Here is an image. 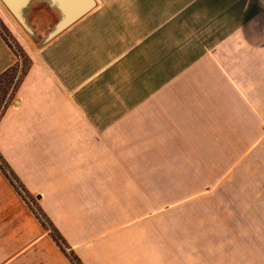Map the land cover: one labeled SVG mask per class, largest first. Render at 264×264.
Masks as SVG:
<instances>
[{"label": "crops", "instance_id": "0c3cea01", "mask_svg": "<svg viewBox=\"0 0 264 264\" xmlns=\"http://www.w3.org/2000/svg\"><path fill=\"white\" fill-rule=\"evenodd\" d=\"M96 2L52 38L0 114V264H120L119 217L133 209L117 176L103 175V151L123 137L133 145L155 113L179 114L193 145H204L193 151L226 168L223 176L236 169L245 181L253 170L264 185L261 11L244 0ZM44 3L52 8L50 0L27 8ZM199 32L205 46L193 57L204 62L193 58V96L167 111L160 56L167 41L181 55L178 41ZM16 63L0 34V77Z\"/></svg>", "mask_w": 264, "mask_h": 264}, {"label": "rangeland", "instance_id": "374dc122", "mask_svg": "<svg viewBox=\"0 0 264 264\" xmlns=\"http://www.w3.org/2000/svg\"><path fill=\"white\" fill-rule=\"evenodd\" d=\"M30 1L12 9L0 0V34L17 57L16 65L0 77V114L13 101L31 64L40 61L43 49L59 33L55 27L64 17L53 7L54 0L52 8L44 3L31 14ZM244 1V7L260 10L264 18V0ZM92 2L88 12L100 6ZM201 35L178 41L181 55H175L179 49L167 41L166 56H160L167 111L193 96V80L199 78L193 58L204 62V57H193V48L205 46ZM155 114L136 129L140 134L134 135L133 145L123 137L112 150L103 151L109 159L103 175L117 176L120 197L133 209V215L119 217V263L264 264V185L253 170L246 172L245 181L239 180L236 169L223 176L226 168L209 166L216 162L207 161L205 151H193L204 145H193L197 137L190 134L193 129L179 127V114L166 113V120Z\"/></svg>", "mask_w": 264, "mask_h": 264}, {"label": "water", "instance_id": "95a60500", "mask_svg": "<svg viewBox=\"0 0 264 264\" xmlns=\"http://www.w3.org/2000/svg\"><path fill=\"white\" fill-rule=\"evenodd\" d=\"M12 9L21 4L23 0H2ZM59 10L64 14L62 21L55 27L58 33L66 28L70 23L86 14L92 7V0H54Z\"/></svg>", "mask_w": 264, "mask_h": 264}, {"label": "trees", "instance_id": "16d2710c", "mask_svg": "<svg viewBox=\"0 0 264 264\" xmlns=\"http://www.w3.org/2000/svg\"><path fill=\"white\" fill-rule=\"evenodd\" d=\"M6 41V40H5Z\"/></svg>", "mask_w": 264, "mask_h": 264}]
</instances>
